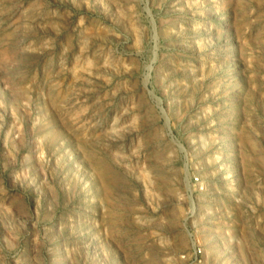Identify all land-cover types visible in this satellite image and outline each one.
<instances>
[{
  "label": "rangeland",
  "instance_id": "1",
  "mask_svg": "<svg viewBox=\"0 0 264 264\" xmlns=\"http://www.w3.org/2000/svg\"><path fill=\"white\" fill-rule=\"evenodd\" d=\"M0 264H264V0H0Z\"/></svg>",
  "mask_w": 264,
  "mask_h": 264
}]
</instances>
